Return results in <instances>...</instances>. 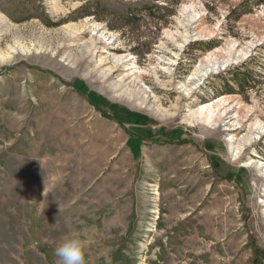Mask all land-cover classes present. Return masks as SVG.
<instances>
[{"label":"rangeland","instance_id":"obj_1","mask_svg":"<svg viewBox=\"0 0 264 264\" xmlns=\"http://www.w3.org/2000/svg\"><path fill=\"white\" fill-rule=\"evenodd\" d=\"M0 17V264H264V0Z\"/></svg>","mask_w":264,"mask_h":264},{"label":"clouds","instance_id":"obj_2","mask_svg":"<svg viewBox=\"0 0 264 264\" xmlns=\"http://www.w3.org/2000/svg\"><path fill=\"white\" fill-rule=\"evenodd\" d=\"M85 241L80 237L64 239L55 248L57 264H87Z\"/></svg>","mask_w":264,"mask_h":264},{"label":"trees","instance_id":"obj_3","mask_svg":"<svg viewBox=\"0 0 264 264\" xmlns=\"http://www.w3.org/2000/svg\"><path fill=\"white\" fill-rule=\"evenodd\" d=\"M91 14H94L91 10H87V11H85V12L83 13V15H91ZM257 257H259L260 259H264V257H262V256H258V255H257ZM260 264H263V263H262V260H260Z\"/></svg>","mask_w":264,"mask_h":264},{"label":"bare ground","instance_id":"obj_4","mask_svg":"<svg viewBox=\"0 0 264 264\" xmlns=\"http://www.w3.org/2000/svg\"><path fill=\"white\" fill-rule=\"evenodd\" d=\"M1 18V17H0ZM9 58H5V57H0V62H4V61H8Z\"/></svg>","mask_w":264,"mask_h":264}]
</instances>
